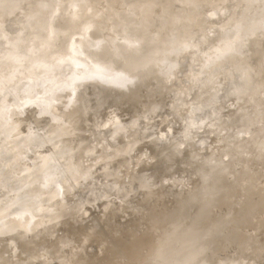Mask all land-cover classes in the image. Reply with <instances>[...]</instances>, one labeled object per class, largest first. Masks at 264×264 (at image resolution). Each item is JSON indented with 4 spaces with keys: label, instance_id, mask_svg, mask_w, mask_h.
Returning a JSON list of instances; mask_svg holds the SVG:
<instances>
[{
    "label": "rangeland",
    "instance_id": "rangeland-1",
    "mask_svg": "<svg viewBox=\"0 0 264 264\" xmlns=\"http://www.w3.org/2000/svg\"><path fill=\"white\" fill-rule=\"evenodd\" d=\"M0 2H6L8 6L16 5L12 14L7 15L0 11V25L5 31L4 35L0 33L1 59L13 51L10 40L26 37L25 25L28 22V17L47 11L49 1L0 0ZM196 6L197 9H200V13L193 17L196 27L192 30V39L187 45V53L179 61V65H167L161 53L164 45H170L174 38L172 31L174 28L171 26L157 34L152 32L153 26L143 28L141 42L140 36L134 35L131 37L134 38V41L129 39L125 44L114 47L112 39L109 42L103 38L98 47L89 49L90 57H95L93 59L96 62L95 67L102 68L104 63L111 62L113 64L111 68H116L114 67L115 59H120L119 65H121L127 58L130 61H135L130 65L152 69L154 76L156 75V81L148 84L136 82L135 85L130 84L133 87H125V90L119 87L106 90L100 88L102 81L96 79L92 82L83 67L78 68L79 71L76 73L78 77L73 79L72 91L74 95L72 97L79 101L83 94V101L79 102L78 106L81 110L85 107L88 109L78 117L80 127L82 126V129L85 130V132L79 133L78 137H74L66 129L63 130L64 133L61 136H58L59 131H52L56 127L55 124L45 119L49 116L51 107L57 106L52 94L54 89V94L58 91L61 96L66 93L61 94L60 92L70 90L65 84H61L62 82L54 84L52 90L51 86L48 87L47 93L32 100L34 102L37 99L36 102L46 105L43 111L44 121L40 115L34 114V116L31 113L26 118L27 121L22 119L21 123H15V127L12 126L10 130H8L10 127L7 126V133L13 141H24L25 131L28 130L27 134L31 131L29 137L35 138L36 142L26 147V153L23 150V153L16 154L10 149L2 152L1 149H4L5 145L0 136V167L6 166V172H1L8 179L6 182L0 175V206L4 211L12 209V214L0 221V264H118L121 261H126L127 264H147L156 256L158 258L157 253H152L148 258L145 256L149 254L147 250L156 240L168 238L162 232H168L167 228L177 220V216L172 215L177 213L179 218H187L184 224L191 223L196 213L206 205L210 211L212 210L210 212L211 220L224 217L225 222L229 224L230 221L237 222V220H241L245 209V203L242 204V202L247 199L248 191H251V181L252 184L257 181L258 192H260L261 199H264V134L258 140L259 144H263V150L257 149L258 151L254 150V152L253 149L242 147V150L234 156L237 149L236 146H233L240 144L234 138L238 132H241L240 141L251 139L248 131H245L248 128L251 129V125L248 122L246 127L242 128L239 125L242 121H257V123H261L257 126H261L260 129L264 128V124L260 120L264 118V79H262L264 75V26L258 28L252 39H243L237 51L231 55L226 52V43L221 38L224 30L231 29L241 19L259 15L264 17V0H198ZM113 7L119 10L122 4L118 1ZM93 9L101 10L102 6L97 5ZM101 30L105 37H113L109 25L102 26ZM103 35L101 34L102 37ZM248 41L252 43L248 44ZM64 46L65 42L63 41L57 43V54L61 55L64 52ZM165 51L164 49L163 52ZM123 68L124 66L122 68L120 66L119 69ZM63 76L65 77L61 76L59 81L61 78L63 80L69 78V74L63 73ZM25 78L31 79L27 76ZM261 79L263 81H260ZM25 82L27 83V81ZM28 83L25 87L26 90L23 93L21 90L18 97L21 95L26 97L40 88L38 81L31 82L30 85ZM95 85L100 90L93 89ZM233 90L241 93L240 100L244 99V105L243 102H238V94L231 95ZM219 93H222L223 96ZM255 93L260 96L254 97L256 99L250 102L252 98L250 94ZM45 96H48L47 102H45ZM216 96L217 98H215ZM260 99H263L262 102ZM209 102L214 103L212 105ZM17 103L14 106L18 109L21 104ZM256 103H260L259 106ZM62 106L63 103L58 108ZM244 106L250 107L244 109L246 108ZM229 108L230 110H228ZM250 109L254 111L251 112ZM69 110L67 112H70ZM10 111L11 114L6 113L8 118L4 114H1L3 118L0 115V122L6 119L9 121L13 115L18 117L20 109L16 112L11 109ZM143 112L145 113L142 114ZM65 114L61 110L59 116L53 118L57 120V117H64ZM115 116L122 119L120 127L124 126L121 133L118 134L117 140H114V137H109L108 128H105L99 136L93 135L92 132L99 129V125ZM28 121H31L32 127L28 125ZM162 132L168 133V137L159 139L163 135ZM65 135L69 138H65ZM148 136L149 138L145 139ZM107 138L111 143H114L113 146L122 143L128 146L127 150H130V154H127L126 157H119L120 164L117 165L118 162H113L109 167H106V171H109L110 168L113 170L109 177L103 176L105 170L102 172L100 169V172L96 173L109 161L110 147L99 142L107 140ZM50 140H52L51 144L59 145V152L68 150L73 151V154L65 157L59 166H53L42 175L47 181L46 184L50 179L52 180V185H47L48 189L43 181L42 188L28 196L26 195L28 186L24 185L19 178L23 170L36 169L49 158L43 156L44 162H39L38 156L43 153L41 152L31 160V155L37 154L42 148H45L44 151L52 150L54 152L51 155L52 159L58 158L56 148L46 145ZM6 143L8 144L7 140ZM8 146L10 145L8 144ZM132 146L135 147L131 148ZM90 149L96 150L98 156L94 159L88 158L87 165L85 164L87 173L85 172L83 180L87 184V188L82 190L84 192L77 189L71 191L66 208L52 215L36 216L34 210H38L46 199L52 198L53 203L57 205L64 202L68 188L63 183L64 173L70 168L71 172L73 170L71 164L80 160L78 158L84 156V152ZM226 154L231 156H227V158ZM33 161H35V165ZM143 162L145 164L139 168ZM24 163L34 166L33 168L22 166ZM92 165H95V168ZM207 175L218 180L217 185L214 180L209 178L206 180ZM136 176L146 182V179L149 180V194L153 192L150 197L143 196L144 193H148L144 185H136L131 181L128 184L125 181L128 177L131 179ZM248 182L249 190L247 189ZM55 184L59 185L60 189L55 187ZM213 184L215 186H212ZM228 188L229 193L234 194L235 197L231 199L234 205L233 208H230L231 210L228 209L229 213L224 207L227 204L217 208L219 200L224 194H227ZM232 188L233 190H231ZM105 189L110 192H106ZM244 192L247 196L243 195ZM43 193V196L46 197L41 195ZM83 195L86 199L80 202ZM187 200L190 201V204L186 203ZM235 201H239L236 202L237 205ZM183 205L186 207V211L183 210ZM263 211L260 217L264 219ZM170 212L172 213L170 214ZM168 213L169 215H167ZM208 216L210 215L208 214L198 223L199 231L207 225ZM188 219L192 220L189 222ZM39 221L42 222L43 229L40 228ZM234 229L223 235L222 241H219L221 243H207L208 246L204 247L205 249L194 248L182 252L180 250L181 243L173 241L174 247L178 249H174L175 252L170 255L177 257L166 258L164 255L160 261L163 264H240L241 261H244L247 264L245 257L240 256L239 245L235 243L234 237L236 234L245 237L253 235L256 242L259 241L264 247V223L259 231H255L248 224L237 226ZM16 231L30 237L24 239L26 240L25 244L23 241L19 243ZM224 239L229 241L224 242ZM28 240L33 242L30 243ZM64 243H68L71 250L61 246ZM87 243L88 245H86ZM35 251L36 253L39 251L37 256H35ZM76 254H80L76 259L71 256ZM66 255L71 256L70 259H65ZM71 259L74 261L72 262ZM251 264H264V253L252 260Z\"/></svg>",
    "mask_w": 264,
    "mask_h": 264
},
{
    "label": "bare ground",
    "instance_id": "bare-ground-1",
    "mask_svg": "<svg viewBox=\"0 0 264 264\" xmlns=\"http://www.w3.org/2000/svg\"><path fill=\"white\" fill-rule=\"evenodd\" d=\"M48 1H49V5L47 7V11L40 12L39 14L31 15L28 17V22L25 25L26 37L25 38L20 37L17 40H10V44L13 48V51L10 54H8V55H6L0 59V115L1 114L6 115V113L11 114L10 109L15 110V112L18 109H20V111L18 112L19 113L18 117H14L16 115H13V117L11 116L9 121H6V120H8V119H6L5 121L2 120L3 122H0V136L3 139V143L5 145V148L1 149L2 152H5V151L10 149V150H13L16 154L21 153V152L23 153V150L26 153V147H29L30 144H33V142L34 143L36 142L35 138L29 137L30 136L29 134H31L30 133L31 131H29V134H27L28 130L25 131L26 137H25L24 141H20V140L13 141L12 137H10L9 134L7 133L6 128H7V126H9L10 128L8 130L12 129V126L15 127V123H17V124L21 123L22 119L23 120L25 119L27 121L26 118H28L29 114H31V113L33 115L34 114H36L38 116L40 115L41 117H43L42 121H44L43 111H44V106L46 107V105L44 103H41V102H36L37 99H35L36 101H34V102H32V100L34 98H37V96H39L43 93H47L48 87L51 86V90H52V86L54 84H60L61 82H62L61 84H65V86L70 88V90L68 91L69 95H67L68 92H60L61 94L66 93L64 96H61V95H59V92L57 90H56L57 93L54 94V92H55V89H54V92L52 94H53V98H55V100L57 102V106L55 105L54 107H51V110H50L51 115L49 114V116L46 117L45 119L50 121V122H53L55 124L56 127L54 129H52V131H56V132L59 131L58 136H61L64 133L63 130H65V129L70 131L74 137L75 136L78 137L79 133H81L82 131L85 132V130L82 129V126L80 127V125L78 123L79 115L82 114V112L85 113L86 110H88V109H86V107L83 110H81L80 107L78 106L79 102L83 101V94L80 97L79 101L72 97L74 95V93L72 91L73 87H74L73 79L74 78L77 79L78 76L76 73L79 71L78 68H80V67H83V70L88 74L89 78L92 79V82L96 79L100 80V81H102L101 86H103V84H105L104 86L109 87L111 89L112 88H118V87L124 89L125 87L131 86L130 84L135 85L136 82L148 84L152 81H156V75L154 76V71L152 69H146L145 67H142L139 65H130V63L128 62L129 59H127V58H125V61L121 64V66H124V68L121 70L119 68H111L113 65L111 62L104 63L102 68L95 67L94 64H96V62H94V60H93V59H95V57L91 58L89 55V52L91 49L98 47L99 43H101L103 38L108 40L109 42H111V39H112V43H113L112 46L116 47V46H121L120 44H125L129 39H132L134 41V38H131L134 35L140 36V42H141V39H142L141 38V32H142L143 28L153 26L152 32L157 34V33H160L166 27L171 26L172 28H174L172 30L174 33V38L172 39V43L170 45H167V46L164 45V49L166 51L163 52V50H164L163 49L161 53L164 56L165 61L167 62V65H170V66H174L177 64L179 65V63H180L179 61L187 53V45L189 44V41H191V39H192V35H191L192 30L194 27H196V25L193 21V17L200 13V9H197V6H196V3L198 0H48ZM118 1L121 2L122 7L119 10H116V8H114L113 6ZM250 1H252V0H250ZM97 5H101L102 9L101 10L93 9V7H95ZM15 9H16V5H14V4L8 6V4L6 2H0V11H3L7 15L12 14L15 11ZM211 14H213V13L211 12ZM10 21H11V19H10ZM104 25H109V27L111 28V33L113 34V37L107 38L103 35L101 28ZM261 26H264V17L259 15V16H252V17H246L244 19H241V20L237 21V23L231 29L227 28L226 30H224L221 38L226 43V46H227L226 52L228 53V55L234 54L237 51V49H238V47H239V45L243 39H245V38H249L247 40L252 39L255 36L258 28ZM122 32H123V34H121ZM0 33L2 35L5 34V31L2 29L1 25H0ZM101 34L103 35V37L101 36ZM60 41L65 42L64 52L61 55L57 54V47H56L57 43ZM150 42H152V41L150 40ZM251 43L252 42L248 41V44H251ZM253 53H255V52H253ZM63 73H65V75L69 74V76H68L69 78L66 80H65V78H64V80H63V78H61L59 81V78L61 76L65 77V76H63ZM25 76L30 77L31 79L27 80V78H25ZM263 76H262V79H264ZM157 77H158V75H157ZM251 78H253V77H251ZM262 79L260 81H263ZM19 81H21V82L19 83ZM25 81H27V83L29 82L28 83L29 85L31 82L33 83V82L38 81L40 83V88L37 89L35 92L28 94V96H26V97H23V95H21V97L20 96L18 97V94L21 90H22L21 93H23L26 90L25 87L27 86V83ZM254 82H256V81H254ZM240 83H239V85L242 84V83L241 84ZM88 85H89V83H88ZM133 85L131 87H133ZM235 86H236V84H235ZM100 88L103 89L104 87H100ZM241 88H242V86H241ZM93 89L100 90L98 88V86H96V85L93 87ZM252 90H254V89H252ZM252 90H250V91H252ZM96 92L99 93L100 91H96ZM232 92L233 93H231V95L238 94V97H237V100L239 99L238 102H243V105H244L245 104L244 99L240 100V98H242V97H240L241 93L239 94L237 92V90H233ZM247 94H248V92H247ZM220 95L223 96L222 93ZM242 95H243V93H242ZM250 95L252 97V98L250 97L251 98L250 102L254 101L257 98V96L258 97L260 96L257 93L250 94ZM84 96H85V94H84ZM217 96L215 98H217ZM254 97H256V98H254ZM46 98H48V96L47 97L45 96V99ZM74 100H76V101H74ZM208 100H210V99H208ZM261 100H263V99H260V101ZM45 102H47V99ZM15 103H17L19 105L21 104L20 108L17 109L14 106ZM61 103H63V106L58 108V106L61 105ZM209 103H211V102H209ZM213 103H211V104L213 105ZM259 104H257V105L259 106ZM210 105H208V106H210ZM144 106H147V105H144ZM250 106H252V105H250ZM250 106H248V107H250ZM238 107H240V106H238ZM244 107H246L244 109H248L247 106H244ZM70 108H71V110H69ZM61 110L66 113L65 116L64 117L60 116V118L57 117V120L54 119L53 117L57 116ZM68 110L70 112H67ZM228 110H230V108ZM253 111L254 110H251V112H253ZM145 112H143L142 114H144ZM244 112H246V110H244ZM242 113H243V110H242L241 114ZM249 115L250 114H248V116ZM255 115H256V113H255ZM24 116H25V118H23ZM1 117L3 118L2 115H1ZM6 117H7V115H6ZM139 118H141V117H139ZM260 120L262 121V124H264L263 123L264 118H261ZM121 121H122V119L119 116H115L114 118L109 119V120L105 121L103 124L99 125V129H97L96 131H93L92 133H94L93 135H95V136H99L100 133H102V131L105 128H108L109 137L110 138L114 137L113 139L117 140L118 134L121 133V131L124 129V126L122 128L120 127ZM251 121H252V119H251ZM248 122L251 125V129L248 128L245 131H248V133L250 134L249 137L251 139L250 140L249 139H247V140L243 139V141H240L241 132L236 133L234 138L236 139V141H239L240 144L233 145L234 147L236 146V149H237V150H235L234 156L237 154V152H240L242 150V147H247L249 149H253V151L254 150H256V151L263 150V144H259L258 140L261 137V135L263 136L264 128L260 129L261 126L258 127L257 124H261V123H257V121L250 122V121L244 120L239 125L242 126V128H243L245 125L248 124ZM28 125L30 127H32L31 121H28ZM237 127H238V125H237ZM248 127H250V126H248ZM97 133H98V135H97ZM132 133H133V131H132ZM162 134L163 135L162 136L160 135L161 137H159V139L160 138L164 139V138L168 137V133L164 134L162 132ZM229 134H230V132H229ZM65 138H69V137H67L65 135ZM148 138H149V136L145 137V139H148ZM6 140L10 146H8V144L6 143ZM158 141H161V140H158ZM51 142H52V140H50V142L46 145L47 146L52 145L53 147L56 148V151L58 153V158L52 159L51 155L54 152H52V150L44 151L45 148H42L41 150H39L40 152L37 151L38 152L37 154L34 153L35 155L34 154L31 155V157H30L31 160H33L35 158V156H37L41 152H43V153H41L38 156L39 162H41V161L44 162V160H43L44 157H49V158L44 162L43 165L37 167L36 169L28 170L29 168H27V170H23L22 175L19 178V180H21L24 185L26 184L28 186L27 191H26V195H28V196L33 195L37 190H39V188H42L43 181H44V184L46 185V187L48 189V186L52 183V180L50 179L49 183L46 184L47 181H45V178L42 175L47 170H50L53 166H55V167L59 166L63 162V159L65 157H68L69 155L73 154V151H68V150H62L59 152V150H60L59 145L58 144H51ZM99 142H101V143L103 142L107 146L110 147V154H109L108 163L105 166L100 167L96 173L100 172V169L102 172H104V170H105V172L103 173V176L109 177L113 170H111V168H110L109 171H106V167L107 166L109 167L111 165V163H113V162L117 163L118 160H120L119 157H126L127 154H130V152H129L130 150H127L128 146L125 144L123 145L122 143H118L117 146H113L112 144H114V143H111L108 138H107V140H102ZM40 145L42 146L43 144H40ZM46 145H44V146H46ZM41 146H39V147H41ZM134 147L132 146L131 148H134ZM230 148H232V147H230ZM227 149H229V148H227ZM227 152H229V151H227ZM97 156H98V152H96V150L90 149L88 151H85L84 156H81L80 158H78L80 160H77V162H75L74 164H71L73 170L70 172V169H71L70 168L64 173L63 183H64V185H67V187H68L64 202L60 205H57V204L53 203L52 198H48L42 203V205L40 206V208L38 210L37 209L34 210V214L36 216H41L43 214L44 215L45 214H47V215L55 214L56 212H59L62 209L66 208L67 204L69 203L68 199H69V196L71 195V193H70L71 191H74V190L76 191V189H77L83 193L84 191H82V190H85L84 188H87V186H86L87 184H85L84 180H83L84 179L83 177L87 173V171L85 169V164H86L88 158L94 159ZM227 156L230 157L231 155L226 154V157ZM255 159H257V158H255ZM70 160H72V159H70ZM101 161H102V159H101ZM237 161H239V160H237ZM33 162L35 165V161H33ZM27 164L28 163H24V164H22V166H27L30 168H33V166H34V165L31 166L30 164L29 165H27ZM118 164H120V162H118L117 165ZM144 164H145V162L141 163L139 168L142 167ZM94 166L92 165V167H94ZM57 169H58V167L56 168V170ZM1 171L5 173L6 172V166L0 167V175H2L3 178L6 180V182H8L7 177ZM54 171H55V168H54ZM54 171H53V175H54ZM243 175H246V174L243 173ZM39 177H40V179H38ZM47 177H50V176H47ZM143 178H145V177H143ZM148 178H150V177H148ZM207 178L214 180L216 182L215 185H217L218 180H215V178H212V176H210V175H207L206 180H207ZM146 180H147V182L145 180H142L141 177L137 178V176L134 178H131V179H130V177L125 179V181L128 184L131 181L132 183H134L136 185H139V184L144 185L145 189L148 191V193H144V195L143 194L142 195L144 197L148 198V196L150 197V194H153V192H150V194H149V191H150V187L148 185L149 180L148 179H146ZM241 180H242V177H241ZM54 181H55V179H54ZM57 181H58V178H57ZM69 181H70V184H68ZM251 182H250L251 191H248L249 190V182H248V184L246 183L248 185V188H247V185L245 184L246 188L248 189V190L246 189L248 191V193H247L248 197L245 201L242 202V204L245 203V205H244L245 209L241 215V220H237V222L232 223L230 221V224H229L228 222H225L226 219H224V217L222 219H218V220L217 219L211 220L210 218L212 217V215L210 214V212H212V210L210 211L209 208L205 205L199 212L196 213L195 218H193V220L191 219L192 221L188 219L189 222L191 221V223L184 224V221L187 218H185V217L179 218L178 214L176 213L177 210H175L176 214H174L172 216H177V218H176L177 220H175V222L170 224L169 228H167L168 232H166V231L162 232V234L164 236H167L168 238L156 240L155 243L152 246H150V249H148L149 251L147 250V253H149V254H146V256H145L146 258H148V257H150V255H152V253L153 254L157 253L158 258L156 256V258H153V260L147 264H163V262L160 261V259L164 255H166V258L167 257H169V258L177 257L174 255H170V254H173L172 252H175L174 249H176V250L178 249V248L174 247L173 241H178L181 243L180 250L183 252V251H189V250L194 249V248L205 249L204 247L208 246L207 243L212 242V244H215L219 241H222L224 234L226 235L227 233H229V231H231V229H234V228L236 229V227L240 226V225L248 224L249 226L254 228L255 231H259L261 229V227H263V223H264V219L260 217V214H262L261 213L262 210H264V199H261L260 192H258V185H256L257 181L254 184H252ZM115 183H118V182H115ZM215 185L213 184L212 186H215ZM234 185H235V183H234ZM56 186H57V184H55V187ZM46 187L44 188L45 190H46ZM58 187L60 189L59 185L57 186V188ZM53 188H54V186H53ZM241 188H243V187L241 186ZM41 190L43 191V189H41ZM49 190H50V188H49ZM105 190H106V192L107 191L110 192L107 189H105ZM231 190H233V188ZM243 190H245V189H243ZM227 191H228V192H226L227 194H224L222 196L221 200H219L217 208H219V206H223L224 204H227L224 207L228 211V209H230L231 207L233 208L234 203H232L231 199H233L235 197L233 196L234 194L231 195L229 193V191H230L229 188ZM236 191H238V190H236ZM46 192H44V193H46ZM44 193L41 195L43 196ZM233 193H234V191H233ZM243 195H245V192ZM247 195H245V196H247ZM103 196H104V194H103ZM43 197H46V196H43ZM241 197H244V196H241ZM80 199H81V200H79L80 202L84 201L86 199L85 195H83L82 198H80ZM236 202H239V201H235V204L237 205ZM186 203L190 204V201L187 200ZM182 207H183V210L186 211V207L184 205ZM220 209H221V207H220ZM0 210H1L0 211V221L5 220L8 216H10V214H12V212H11L12 209H8L7 211H4V209H2V207L0 206ZM218 211H220V210H218ZM233 211H236V209L235 210L233 209ZM224 212H225V210H224ZM224 212H223V214H224ZM171 213L172 212H170V214ZM220 213H222V212L220 211ZM228 213H229V211H228ZM263 213H264V211H263ZM208 214L210 216H208L209 220L207 221V225L204 227L203 230L199 231L198 223H200L201 219H204V217H206ZM214 214H215V212H214ZM76 215H75V217H76ZM167 215H169V213ZM219 215H222V214H219ZM235 215H236V212H235ZM235 215H234V217H235ZM217 217H218V215H217ZM232 220H233V218H232ZM39 223L41 224L40 228L43 229L42 222L39 221ZM248 230H249V228H248ZM169 232H171V233H169ZM252 232H254V231H252ZM79 235H81V234H79ZM79 235H78V237H80ZM145 235H146V231H145ZM16 236H17V240L19 241V243H20V241H23L24 244L26 242V240H24V239L30 238V237L26 236L24 233L17 232V231H16ZM241 236H238L236 234V237H234V240L236 239L235 243H237L239 245L240 256H244L246 259L245 262H247V264H251L252 260L262 256V254L264 253V247H263L262 243H260L259 241L256 242V240L254 238L255 236H253V235H252V237H250V236L245 237L244 235L242 237ZM152 237H153V235H152ZM230 239H232V238H230ZM31 241H29V242L31 243ZM143 241H144V239H143ZM148 241H149V239H148ZM223 241L225 242V241H229V240L224 239ZM149 243H147V244L149 245ZM219 243H221V242H219ZM86 245H88V243ZM61 246H64L65 248H69L71 250V247L68 243L67 244L64 243ZM25 249H27V248H25ZM144 250H145V248H144ZM35 253H36V251H35ZM37 253L35 256H37ZM32 254L33 253H31V255ZM79 255L80 254L71 255V256H74V258L76 259L77 256H79ZM71 256L66 255L64 258L70 259ZM73 261L74 260H72V262ZM178 261L181 262V260H178ZM240 264H245V263H244V261H241Z\"/></svg>",
    "mask_w": 264,
    "mask_h": 264
},
{
    "label": "water",
    "instance_id": "water-1",
    "mask_svg": "<svg viewBox=\"0 0 264 264\" xmlns=\"http://www.w3.org/2000/svg\"><path fill=\"white\" fill-rule=\"evenodd\" d=\"M100 57H103V56H100ZM121 58H122V57H121ZM114 62H115V63H114L115 66H114V67H116V68H120V66H121V65H119L120 59H118V60L115 59ZM128 62H129V63H133V62H135V61H129V60H128ZM121 68H122V66H121ZM104 85H105V84H103V86H102V87H104L103 89H106V90H107V89H108V90L110 89L109 87H106V86H104Z\"/></svg>",
    "mask_w": 264,
    "mask_h": 264
},
{
    "label": "snow or ice",
    "instance_id": "snow-or-ice-1",
    "mask_svg": "<svg viewBox=\"0 0 264 264\" xmlns=\"http://www.w3.org/2000/svg\"><path fill=\"white\" fill-rule=\"evenodd\" d=\"M118 264H127V262L126 261H121V262H118Z\"/></svg>",
    "mask_w": 264,
    "mask_h": 264
}]
</instances>
